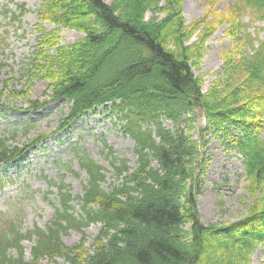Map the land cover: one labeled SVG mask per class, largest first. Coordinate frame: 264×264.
<instances>
[{"label": "trees", "instance_id": "1", "mask_svg": "<svg viewBox=\"0 0 264 264\" xmlns=\"http://www.w3.org/2000/svg\"><path fill=\"white\" fill-rule=\"evenodd\" d=\"M161 1L43 0L38 9L41 23L36 25L39 43L28 65L31 77L50 81L52 101L68 98L73 103L64 125L111 103L121 114L124 131L135 141L138 165L133 169L127 160L116 158L115 173L123 181L107 191L102 185L105 168L87 154L81 155V167L89 177L84 193L74 195L62 183L61 207L47 229L23 232L10 222L9 231L0 230V264H30L25 262L23 241L34 237V264H42V258L52 264L58 256L72 264H251L259 245L264 252V136L260 134L264 35L261 38L246 29L243 37L252 53L227 58L223 75L204 92L193 66L202 58L212 27L189 43L203 20L188 24L183 0H166L162 7ZM233 4L234 10L252 14L251 23L264 22V0H235ZM17 5L19 13L8 6L2 13L21 22L28 9L25 3ZM148 11L155 12L149 20ZM158 12L164 16H156ZM43 21L77 29L85 37L65 45L59 28L48 30ZM21 92L10 91L14 96ZM198 113L206 117L199 140H193L183 127L172 129L165 124V119H187L193 124ZM212 125L232 135L239 131L235 144L245 157L251 190L258 192L250 214L226 234L214 224H204L197 205L202 192L198 184L204 160L201 145ZM8 141L0 137V166L25 151ZM75 200L82 203L80 216L74 211ZM188 221L190 231L185 228ZM92 223L103 224L98 246L92 255L79 258L80 246L68 247L61 234ZM211 235L218 242L208 246ZM13 249L18 250L17 257Z\"/></svg>", "mask_w": 264, "mask_h": 264}, {"label": "rangeland", "instance_id": "2", "mask_svg": "<svg viewBox=\"0 0 264 264\" xmlns=\"http://www.w3.org/2000/svg\"><path fill=\"white\" fill-rule=\"evenodd\" d=\"M105 1L112 3L113 0ZM165 1H161V7ZM234 1L183 0L186 22L196 24L203 20L189 43L198 40L205 28L212 27L203 44L202 58L193 66L195 74L202 78L204 92L218 82L219 75H223L227 58L239 59L252 53L249 42L243 37L246 29L252 35L259 33L261 38L264 35V22L255 20L251 23L252 14L234 10ZM42 2L0 0V63H3L0 69V137L8 138L9 144L25 150L21 157L0 166V230L9 231L10 222L23 232L36 227L47 229L61 207L59 186L62 183L69 186L74 195L84 193L89 177L80 164L83 154L105 168L106 179L102 185L107 191L123 181L115 173L116 158L127 160L133 169L138 165L135 141L124 131L121 114L111 103L87 111L64 125L73 103L68 98L52 101L50 81L31 77L28 65L39 43L36 25L41 23L38 9ZM19 3H25L28 9L21 22L12 20L11 14L2 13L7 6L19 13ZM154 13L148 11L147 19H152ZM156 16L163 17L164 13L158 12ZM43 24L48 30L59 28L65 45L85 37L84 32L74 28L59 27L51 21H43ZM12 90L22 92L14 96L10 93ZM39 104L41 107L35 108ZM165 124L172 129L183 127L193 140H199L206 117L198 113V120L193 124L187 119L183 122L165 119ZM231 129L236 131L234 126ZM235 134L239 131L232 135L225 129L217 131L212 125L204 132L201 145L204 160L198 183L202 191L197 195L199 215L204 224H214L224 229V234L230 227L243 223L258 196L257 191L251 190L253 185L245 172V157L235 144ZM260 134L264 136V126ZM73 205L75 214L80 216L82 203L75 200ZM102 227V223H92L82 230L71 228L62 232L61 238L68 247L80 246L79 258L84 259L96 250ZM185 228L190 231L192 223L188 221ZM35 241V237L23 241L25 262L30 264L35 260L32 254ZM216 242V236L207 239L208 246ZM11 253L16 257L19 254L17 249ZM263 262V247L259 245L251 264ZM39 263L47 264L49 259L42 258ZM51 263L72 264L64 256L55 257Z\"/></svg>", "mask_w": 264, "mask_h": 264}]
</instances>
